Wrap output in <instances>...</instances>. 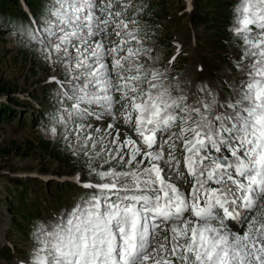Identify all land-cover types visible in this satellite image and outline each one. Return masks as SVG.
<instances>
[{
	"label": "snow or ice",
	"instance_id": "6c2138e0",
	"mask_svg": "<svg viewBox=\"0 0 264 264\" xmlns=\"http://www.w3.org/2000/svg\"><path fill=\"white\" fill-rule=\"evenodd\" d=\"M134 9L46 0L16 29L54 70L41 131L89 177H72L85 196L34 227L18 264H264V0L234 2L232 95L205 85L194 102L156 67Z\"/></svg>",
	"mask_w": 264,
	"mask_h": 264
},
{
	"label": "rangeland",
	"instance_id": "374dc122",
	"mask_svg": "<svg viewBox=\"0 0 264 264\" xmlns=\"http://www.w3.org/2000/svg\"><path fill=\"white\" fill-rule=\"evenodd\" d=\"M27 1L39 17L46 0ZM234 2L189 0L192 10L187 11L184 0H134L156 67L190 102L205 85L221 98L232 95L240 48L230 32ZM21 3L0 0V264L27 259L34 227L66 220L85 196L67 178L81 174L89 179L85 159L73 155L63 139L41 131L59 108L55 85L47 82L54 70L38 46L15 34L29 26ZM173 55L176 60L169 63Z\"/></svg>",
	"mask_w": 264,
	"mask_h": 264
},
{
	"label": "bare ground",
	"instance_id": "6f19581e",
	"mask_svg": "<svg viewBox=\"0 0 264 264\" xmlns=\"http://www.w3.org/2000/svg\"><path fill=\"white\" fill-rule=\"evenodd\" d=\"M186 3H189V0H184V5L186 4ZM76 176V175H75ZM68 180H72V177L71 178H67Z\"/></svg>",
	"mask_w": 264,
	"mask_h": 264
}]
</instances>
